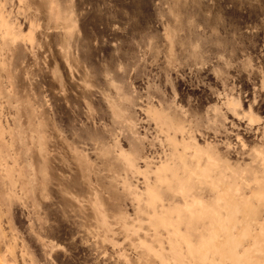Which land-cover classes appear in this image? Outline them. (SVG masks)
<instances>
[{"label":"rangeland","instance_id":"1","mask_svg":"<svg viewBox=\"0 0 264 264\" xmlns=\"http://www.w3.org/2000/svg\"><path fill=\"white\" fill-rule=\"evenodd\" d=\"M0 264H264V0H0Z\"/></svg>","mask_w":264,"mask_h":264},{"label":"bare ground","instance_id":"2","mask_svg":"<svg viewBox=\"0 0 264 264\" xmlns=\"http://www.w3.org/2000/svg\"><path fill=\"white\" fill-rule=\"evenodd\" d=\"M247 203V202H246ZM232 204V203H231ZM236 206V205H235ZM247 206V205H246ZM238 210V209H237ZM229 211V210H228ZM250 211V210H249ZM240 212V211H239ZM230 221V220H229ZM234 221V220H233ZM235 222V221H234ZM246 223H247V221H246ZM235 224V223H234ZM237 225V224H236ZM230 229V228H229ZM229 233V232H228ZM243 234H244V232H243ZM235 238V237H234ZM227 239H229V238H227ZM237 239V238H236ZM214 242V241H213ZM231 244V243H230ZM232 245V244H231ZM226 248V247H225ZM232 248V247H231ZM230 248V249H231ZM222 249V248H221ZM202 249H200V251H201ZM233 251V250H232ZM198 253H200L199 252V249H198ZM227 253V252H226ZM230 254V253H229ZM239 254V253H238ZM240 255V254H239ZM202 257H203V255H202Z\"/></svg>","mask_w":264,"mask_h":264}]
</instances>
